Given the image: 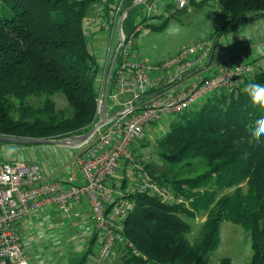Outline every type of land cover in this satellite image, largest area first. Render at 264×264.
Listing matches in <instances>:
<instances>
[{
	"label": "trees",
	"instance_id": "trees-1",
	"mask_svg": "<svg viewBox=\"0 0 264 264\" xmlns=\"http://www.w3.org/2000/svg\"><path fill=\"white\" fill-rule=\"evenodd\" d=\"M94 1L0 0L6 9L0 13V136L69 139L94 125L98 79L103 72L86 42V17ZM135 1L125 0L122 10ZM189 1L201 7L210 0ZM216 1L225 16L220 31L264 18V0ZM114 3L109 0L106 15ZM143 7L126 14L122 23L126 36L138 35L137 27L146 21ZM138 17L141 21L136 24ZM252 75L264 76V70ZM246 79L214 92L175 117L157 140L155 151L162 160L181 167L171 178L167 174L154 177L186 193L190 209L147 195L134 196L135 209L124 229L128 248L118 250L120 258L126 254L132 264H213L207 257L218 247L221 224L229 222L248 233L253 251L249 264H264V136H258L253 127L264 101L249 95ZM112 83L113 77L109 92ZM58 95L66 100V110H56ZM30 100H39V105ZM193 189L203 192L189 196ZM230 189L233 192L223 193L216 202L218 192H209ZM200 213L206 215L203 230L190 243L185 238L189 230L185 220ZM87 249L91 251L90 240ZM216 264L233 263L222 259Z\"/></svg>",
	"mask_w": 264,
	"mask_h": 264
},
{
	"label": "built area",
	"instance_id": "built-area-1",
	"mask_svg": "<svg viewBox=\"0 0 264 264\" xmlns=\"http://www.w3.org/2000/svg\"><path fill=\"white\" fill-rule=\"evenodd\" d=\"M108 2L96 0L91 5L100 19L99 32L108 39L96 99L98 116L115 35L116 48L120 45L110 77L113 83L104 122L90 139L76 147L78 152L71 163L56 175L46 176L36 163L0 161V264H33L17 225L46 206L55 207L69 222L82 215L77 206H85L86 220L92 227L91 251L101 263H106L118 255L120 248H128L124 229L127 217L135 209L134 196L155 197L168 205H188L185 195L152 176L137 161L134 149L161 122L169 124L214 92L230 89L255 72L251 63L218 57L212 60L215 42L210 39L182 49L166 61L145 64L133 51L135 36H126L122 29L125 0H115L106 15ZM160 4L159 0L144 2L146 21L161 14ZM185 7V0H176L175 10ZM96 18L86 21L87 34H91ZM146 21L140 23L137 32ZM127 170L132 172L130 182L125 178Z\"/></svg>",
	"mask_w": 264,
	"mask_h": 264
},
{
	"label": "rangeland",
	"instance_id": "rangeland-1",
	"mask_svg": "<svg viewBox=\"0 0 264 264\" xmlns=\"http://www.w3.org/2000/svg\"><path fill=\"white\" fill-rule=\"evenodd\" d=\"M200 1V0H197ZM186 7L184 9H176V0H159L160 17H152L147 19L144 26L133 40V51L136 52L137 58L145 64H153L157 62L166 61L170 56L176 54L182 49L189 48L205 39H210L215 42L214 58H227L228 60H238L242 63H251L255 71L257 69H264L262 63L264 62V18H256L247 24H243L237 28H225L219 30L222 26V21L225 16L221 15L220 8L216 0H210L207 4L196 7L190 4L189 0H185ZM174 4L172 7H165V4ZM141 9V8H140ZM6 9L1 8L0 13L5 12ZM176 11V12H175ZM152 15V14H151ZM95 19L96 14L92 10L87 14V19ZM141 21L138 17L136 24ZM179 22L186 31L179 38H172L166 35V28L170 22ZM166 22L163 28H159ZM238 22V21H237ZM237 22H234L237 23ZM217 25V26H216ZM100 19L95 20L92 27V32L96 35H86V42L88 49L94 56L96 62L103 68L108 47V39L104 34L99 32ZM117 35L113 37L110 47V60L116 48ZM261 47L262 51L257 52ZM109 65V64H108ZM111 80V79H110ZM110 82V81H109ZM102 83L101 76L98 79V87ZM106 85V79L103 83V92ZM56 110H66L67 103L62 95L54 98ZM33 105H39V100H30ZM96 120L98 114H96ZM95 120V122H96ZM94 122V123H95ZM171 121H169L170 124ZM168 121L160 123V127L153 132L147 133L146 141L139 140L137 144L138 150L136 159L143 165L152 170V176H159L167 174L172 177L175 172L181 167V164L172 167L162 160L159 154L155 151V143L169 128ZM71 138V137H70ZM147 142V144L145 143ZM145 144V145H144ZM77 148H70L56 145H34L30 147H23L17 145H0V154L2 159L8 161H25L40 165L42 172L49 176L50 174H57L59 171L70 164L75 155ZM169 151H167L168 153ZM132 172L127 170L125 178L127 182L131 181ZM122 176L119 177V180ZM184 191V190H181ZM212 191V192H211ZM218 192L216 195V202L223 193H231L230 190H210L209 192ZM203 190H190L189 196L202 193ZM186 195V193H184ZM183 194V195H184ZM179 205V204H178ZM183 208L190 209L188 205H181ZM205 213L195 215L194 219L187 218L185 222L189 225V230L185 234L188 242L194 243L201 235L203 230V222L205 220ZM183 218L188 217L182 215ZM18 227V225H17ZM44 234L33 238L34 242L24 244L25 251L34 264H82V255L88 248V239L82 236L77 237L70 228H68V239L52 241L53 237H58L56 230L49 229L45 226ZM42 239H39V238ZM33 244V245H32ZM74 247L75 249H72ZM92 250V249H91ZM93 251V250H92ZM90 251L86 256L85 264H132L128 261L129 256L124 254L123 258L120 255L114 256L106 263H101L95 252ZM126 255V256H125ZM253 255L252 243L249 239L248 233L238 225L229 222H223L220 226V240L218 247L214 252L208 255L207 259L210 263L216 264L222 259H228L233 264H249Z\"/></svg>",
	"mask_w": 264,
	"mask_h": 264
},
{
	"label": "crops",
	"instance_id": "crops-1",
	"mask_svg": "<svg viewBox=\"0 0 264 264\" xmlns=\"http://www.w3.org/2000/svg\"><path fill=\"white\" fill-rule=\"evenodd\" d=\"M230 29H234V27L231 26L229 30ZM92 34L96 35V33L91 32L90 35L92 36ZM261 51L262 48L259 47L257 52L261 53ZM214 52L212 53L211 56L212 60L217 58V57L214 58ZM262 66H264V62L262 63ZM257 70H264V69L260 67V69ZM53 175L55 174H50V176ZM77 210H79L82 213V215L78 218H75L73 221L69 222L68 219L62 213H60L55 207L46 206L43 209L30 214V216L24 222L18 225L17 231L21 235L24 244L28 242H34L33 238L36 237L37 235L42 236L44 234L43 229H46L45 226H47L49 229L56 230L57 233L59 234V238L53 237L52 241H55L57 239L58 240L59 239L63 240L65 238L68 239V228H70L74 233H76L77 237L82 236L84 239L90 240L92 234V227L89 224V222L86 220L87 208L82 205V206H77ZM39 239L42 238L40 237ZM88 245H89V241H88ZM72 249L75 248L72 247ZM86 253H89L88 249L84 254Z\"/></svg>",
	"mask_w": 264,
	"mask_h": 264
},
{
	"label": "water",
	"instance_id": "water-1",
	"mask_svg": "<svg viewBox=\"0 0 264 264\" xmlns=\"http://www.w3.org/2000/svg\"><path fill=\"white\" fill-rule=\"evenodd\" d=\"M147 0H137L131 5L130 7L123 10L122 14L126 15L132 8H135L137 6H140L144 4ZM121 20H119L118 24V31L120 32L121 28ZM120 49V45L116 48V50L113 53V56L111 58L108 72H107V82L104 88L103 98H102V104L101 109L99 111V116L97 121L94 123V125L90 128L89 131H87L85 134L80 136H74L69 139H58V140H52V139H33V138H18V137H12V136H0V143H7V144H15V145H25V146H34V145H42V144H48V145H56V146H64V147H70V148H76L79 145L86 142L90 137L93 135L95 130L104 122V118L107 111V97H108V91H109V80L112 75L116 58L118 56Z\"/></svg>",
	"mask_w": 264,
	"mask_h": 264
},
{
	"label": "clouds",
	"instance_id": "clouds-1",
	"mask_svg": "<svg viewBox=\"0 0 264 264\" xmlns=\"http://www.w3.org/2000/svg\"><path fill=\"white\" fill-rule=\"evenodd\" d=\"M186 29L176 21H172L166 28V35L172 38H179ZM246 84L249 89V95L256 101H264V76L252 75L247 77ZM258 136H264V110L256 113V119L253 125Z\"/></svg>",
	"mask_w": 264,
	"mask_h": 264
}]
</instances>
